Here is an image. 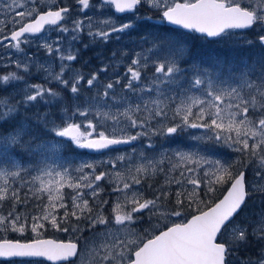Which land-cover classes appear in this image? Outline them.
Instances as JSON below:
<instances>
[{
    "label": "snow or ice",
    "instance_id": "snow-or-ice-1",
    "mask_svg": "<svg viewBox=\"0 0 264 264\" xmlns=\"http://www.w3.org/2000/svg\"><path fill=\"white\" fill-rule=\"evenodd\" d=\"M37 3H46L47 9L28 7ZM78 3L83 6L82 12L90 7L101 13L112 10L111 16L102 19L88 17L87 35L91 41L108 43L112 37L120 41L127 36L139 48L133 50L123 79L117 75L115 80L100 84V73L113 66L118 69L129 59L128 50L120 52L119 60L114 51L109 57L113 63L103 65L86 80L89 90L97 89L95 94L83 97L85 77L71 65L79 56L74 44L81 42L85 22L74 20L68 27L69 8L53 10L52 0L0 3L5 17L13 9H26L12 15L10 23L19 27L9 35L0 27V47L23 54L9 59V65L25 73L35 66L38 73H46V80L67 90L72 100L70 107L61 91L28 84L17 72L0 76V88L10 87L13 81L24 83L22 100L13 104L11 94L0 97V125H11L0 129V204L11 201L6 214L0 208V258L8 264H15L17 258L20 264H31V258L61 264L80 260L83 264L86 257H90V264H230L233 252L250 240L264 242V209L255 220L234 223L253 195L264 197V184L259 183L264 180V51L244 56L238 62H205L196 56L188 40L171 34L175 29L144 32L138 39L132 38L140 25L153 26L151 16L136 15L139 7L146 5L158 14L156 25L177 26L204 39L227 42L233 48L251 47L252 42L246 38H240L243 44L231 38L235 30L259 28L264 32V0H100L98 7L90 5V0ZM121 15L134 18L119 23ZM5 23L0 20V25ZM52 33L56 35L53 37ZM258 40L264 49V35H259ZM24 46H35L37 54H28ZM41 49L48 57L55 54L60 62L59 72L48 60L41 62ZM149 67L155 71L147 85L140 86ZM67 72H73L71 79L64 78ZM124 79L127 83H123ZM122 83L125 95L117 96L113 90ZM170 85L176 89L169 88ZM36 102L45 105L43 113L20 114L21 105L27 109ZM77 116L83 118L79 123L75 122ZM190 129L204 132L188 134ZM181 134H188L190 147H164ZM136 142L142 144L140 149L135 147ZM69 144L74 149L100 155L118 152L120 145L131 151L107 160L68 161L67 166L48 162L46 154L59 156ZM144 148L151 150L152 155ZM223 149L235 153L237 160L228 163L209 155ZM237 165L243 166L238 174L234 171ZM99 166L107 170L97 174ZM249 168L254 173L251 184L246 182ZM176 172L178 176L173 175ZM160 174L165 177L164 183L153 198L145 199L139 186L146 178ZM10 178L30 185L32 197L22 198V188L9 187ZM109 178L116 185L111 194L117 199L111 216H105L109 201L97 202V198L100 182ZM126 179L128 182H124ZM224 185L230 186L215 202L201 198L202 194L211 196L217 186ZM65 188L75 193L70 205L62 194ZM44 194L47 203H38L33 209L37 214L32 215L27 211L30 199L41 200ZM88 195L95 207L85 198ZM169 204L174 209H185L187 204V210H193L195 206V214L189 218L187 210L162 211ZM61 210L62 216L58 215ZM172 217L183 220L171 226L160 224L162 219ZM153 219L157 225H152ZM85 221L87 227L81 228L80 223ZM145 222L151 231L141 234L136 226ZM48 225L65 233L71 230L73 234L91 235L83 236L82 242L43 239ZM29 231L34 238H4L9 233L23 236ZM243 264H264V247L256 259L249 258Z\"/></svg>",
    "mask_w": 264,
    "mask_h": 264
},
{
    "label": "rangeland",
    "instance_id": "rangeland-1",
    "mask_svg": "<svg viewBox=\"0 0 264 264\" xmlns=\"http://www.w3.org/2000/svg\"><path fill=\"white\" fill-rule=\"evenodd\" d=\"M2 2H4V0H0V3H2ZM6 2L11 3V0H6ZM52 4H53V7L59 6L58 8H60V7H68L69 8L70 11L68 14V19L66 21V24L68 27L72 26V22L74 20L79 19V20H83L85 22L84 32L81 33V37H82L81 42L74 44V48L79 49V56H78L77 60L74 63H72V65H71L72 69L74 71H79L85 77V81L81 87L82 97L94 95L95 92L97 91L96 88H92L91 90H89L87 88V85H86L87 78H90L92 73L98 72L99 69L103 65L112 64L113 62L110 61L109 57L111 56V54L114 51L117 53V59L119 60L120 59V55H119L120 52H122L124 50H128L130 53V56H129V59L127 61L123 62V66L119 67L118 69H116L114 66L109 67L107 72L100 73L99 83L100 84H107L108 82L115 80L117 78V75H119V77L123 79L127 64L130 63V58H131V54H133V50L139 51V48L136 45L130 43L129 37H127V36H125L120 41H117L115 39V37H112L108 43H104L103 41H99V40L91 41L89 36L87 35V19H88V17H93V19H102L104 17L111 16L113 14L112 10L109 9L108 11L101 13V12H98L96 10V7H90L88 10L82 12L81 9L83 6L79 5L78 0H52ZM90 5H95L98 7L100 5V0H90ZM32 6L38 7V9L41 11L47 7V4L46 3L45 4L37 3L35 5H31V4L28 5V7H32ZM16 10L23 11L26 9H24V8L13 9V12L9 13L7 17H5L3 12L0 11V20L6 21L5 24L0 25V27L4 28V34L5 35H9L11 31L16 30V28L19 27V25H17L14 28L13 25L10 23V21L12 19V15L14 14V12ZM136 15L140 16V17H144L146 15L151 16L153 18V26L149 27V26H145V25H140L139 30L132 34L133 39H138V37L144 32H156V31H163L164 29H168V30L175 29V28H171L167 25H163V27L156 25V21L158 20V14L155 12V10H149V8L146 5L140 6ZM130 18H134V17H131L130 15H121L118 18V22L124 23L126 20H128ZM93 30H95V29H93ZM171 34L182 39V40H188L191 43V45L193 43H195L196 45H200L201 46L200 49L202 48L201 49L202 51H200V53L196 56L205 62H211V61L216 60V59H223L225 61H236V62H238L244 56H251L252 54L258 53L260 51H264V49H261V46H260L259 40H258L259 35H264V32H260L259 28H253V29L247 30V31H236L235 30L234 36L231 38L233 40H238L240 44L244 43V40L240 39V38L241 37L246 38L247 40L252 42L251 47L233 48V47H229V43H227V42H220V41H214V40H212V44L202 46L203 42L201 39H203V38L199 37L195 33H190V32H185V31L180 30V29H175V31L171 32ZM52 35L54 37L56 35V33H52ZM84 45H88V47L85 48ZM24 47H25V51L28 54H30V55L31 54H37V48L35 46H30V47L24 46ZM145 47H147V45H145ZM9 53H12L11 57H9ZM22 55H23L22 53L21 54H15L12 49L0 47V76L6 75V74L12 73V72H17L20 76H23L25 78V80L28 82V84H39L45 88H51L54 91H61L63 96L66 99H68L69 106L71 107L72 100H71L70 93L67 90H62L61 86L59 84L49 82L48 80H46L44 78L46 73H44V72L38 73L35 66L31 67L29 73H25L24 71L16 69V67L14 65H9V59H17V58L22 57ZM38 57L41 60V62L48 60L50 63L53 64L54 71L59 72L60 62H59V60H57L55 58V54L52 57H48L46 52L41 49L38 52ZM2 65H9V66L5 67ZM181 66H184V65H181ZM154 71L155 70L153 67H149L147 69L145 77L143 78V81H142L140 86L147 85L149 78L153 75ZM72 75H73V72H67L65 74L64 78L65 79H71ZM123 83H127V80L124 79ZM123 83L116 85L114 90H113L117 96L125 95V91L123 89ZM183 86L187 87L186 84H184ZM23 88H24L23 82L13 81V82H11L10 87L0 88V97H5V96H8L9 94H11L12 98H11L10 102L15 104L16 102L22 100L24 93L21 91V89H23ZM69 88H70V85H69ZM169 88L176 89V86L170 85ZM28 94H32V93H28ZM168 94L171 95V91H169ZM154 96H155V93H153V97ZM47 98L48 97H46V99ZM45 110H46L45 105L40 103V102H36L32 106H28L27 109H25V107L23 105L20 106V114L21 115L32 116L34 113H37V112L43 113ZM105 110H107V109H105ZM82 119L83 118L77 116L75 118V122L79 123V122H81ZM89 119H91V117H89ZM10 126H11L10 124L0 125V129H7ZM203 132H204V130H202V129H199V130L198 129H190V130H188V134H194V135H201ZM188 134H181L180 136L173 138V141L171 143H165L164 147L172 149V150H175L177 148L187 149L188 147H190L192 145V142L188 139ZM155 143L157 145H159L160 141L157 140V141H155ZM135 147L137 149H140L142 147V144L140 142H136ZM118 150H119L118 152H105V154H103V155L91 154V153L87 152V150L74 149L69 144L67 150L66 151L62 150L59 156H57L56 154H53V153H48L46 155L49 157V160H48L49 163H54L56 165L64 164V166H67L68 161L79 162L81 160H87V161L107 160V159H109L115 155H118L120 153H123L125 151L130 152L131 148L126 146V147L118 148ZM144 151L147 154H149V156L152 155L151 150L144 148ZM209 155L213 156V158H219V159L226 161L228 163H232L233 161L237 160V155L228 149H223L219 152H210ZM28 163L30 164L31 161L29 160ZM105 170H107L105 166H99L97 169V174L99 171H105ZM241 170H243L242 165H237L236 168L234 169V171L237 174ZM73 175H78V174L73 173ZM173 175L178 176L179 173L176 172V173H173ZM201 175H202V173H201ZM24 179L27 180L28 177L25 176ZM146 179H148V178H146ZM146 179L139 186V190L143 192L145 199H151L156 195L159 186L164 183L165 177L163 174H160V175H157V176L150 178L151 181H149V182L146 181ZM253 180H254L253 169L249 168L246 172V182L251 184L253 182ZM124 182H128V180L126 179ZM259 183L264 184V180L259 181ZM115 186L116 185L112 181L111 178L105 179V180L100 182L101 193H100V196L97 198V202L104 201V200L109 201V203L107 205H105V211H104L105 216H111L112 205L117 199L116 195L111 194L112 189ZM227 186L228 185L217 186V190L215 191V193L211 194V196H213L215 194L217 195L218 193L222 194V192L224 191V189ZM9 187H11V188H16V187L22 188V191L20 193L22 198L24 196L32 197V193L28 191V188L30 187V185H21L19 178L15 179V180L10 178L9 179ZM85 191H87V190H85ZM175 191H176V188H175V186H173L172 192L175 193ZM62 194L64 195L65 201L70 205L71 204V197L75 193L71 189L65 188L62 190ZM211 196H204L202 194L201 198L204 200H207ZM255 196H260V195L255 194ZM85 198L89 199V203L95 207V203L92 200V198L90 197V195L85 196ZM259 199L260 198H258V201H259ZM172 200L174 202V200H175L174 195L172 197ZM38 203L46 204L47 203V194H44V196L42 197L41 200H38L36 198H31L29 201V204L27 206V211H30L32 215H36L37 212L34 211L33 209L36 208V205ZM194 207L195 206H193V210H187V204H185V209H174L173 204H169L168 207L166 209H162V211H170V210L185 211V210H187L186 214L191 215V214L195 213ZM0 208H2L3 212L6 214L11 209V201H7V202H4L3 204H0ZM262 209H264V208L263 207L258 208L256 204L252 203V201L247 202L245 208L235 218L234 223H236V222L244 223L245 221L255 220V219H257V214ZM97 210H99V209H97ZM20 211L21 212L25 211V208H23V207L20 208ZM58 215L62 216L63 211L61 210L58 213ZM147 216H148V214L145 213L144 218L146 221H147ZM182 220H183V217H181V218L172 217L170 220H163L162 219L160 221V224H168V226H169V225H171V223H180V222H182ZM29 222H30V217H29ZM72 222H73V224H75V218L74 217L72 218ZM157 224H158L157 220L153 219L152 225H157ZM65 226H67V225H65ZM79 226L81 228H86L87 227L86 221L80 223ZM136 227H137L138 231L141 232V234L143 233L144 230L151 231V227L147 222H145L143 224H139ZM162 228L163 227H160V229H162ZM97 231L99 232V231H101V229H97ZM86 235L90 236L91 233H88V232L79 233V232H77V233L73 234V232L71 230L69 232L65 233V232L57 231L56 229H54L50 225H48L46 228V231L44 232L42 237L59 238L61 240L75 241V242L79 239L82 242L83 236H86ZM4 238L28 240V239L34 238V236L29 231V232L25 233L23 236H21L18 233H9V234H6V236ZM148 238H150V237H148ZM254 259H256V257ZM243 262H244V259L239 257V256L237 257V251H234L233 255L230 257V264H243ZM0 264H8V262L7 261H0ZM15 264H20V260L16 259ZM31 264H52V263L44 261V260H31ZM75 264H81V261L76 260ZM83 264H90V257H86L83 260Z\"/></svg>",
    "mask_w": 264,
    "mask_h": 264
},
{
    "label": "trees",
    "instance_id": "trees-1",
    "mask_svg": "<svg viewBox=\"0 0 264 264\" xmlns=\"http://www.w3.org/2000/svg\"><path fill=\"white\" fill-rule=\"evenodd\" d=\"M201 40L203 42L202 46L203 45H210V44H212V40L210 41V40H207V39H204V38L201 39ZM200 47H201L200 45H196L195 43L192 44L193 52L196 55H198L200 53V51H202L201 50L202 48L200 49ZM146 181L149 182V181H151V179H146ZM220 196H221V194H219V193L217 195L215 194V195L211 196L209 199H207L206 201L215 202L216 200L219 199ZM257 197L260 198L259 201H258V198ZM262 200H264V197H262V196H255L254 195L251 199H249L248 202H251L252 201V203L253 204H256L258 208H262V207L264 208V204L261 203ZM55 239H59V238H55ZM261 247H264V242L258 243L255 240H250V242L246 246H242L237 251V257L239 256V257L243 258L244 261L247 260V259H249V258H251V259H254L255 257L257 258L258 257V254H259V250L261 249Z\"/></svg>",
    "mask_w": 264,
    "mask_h": 264
},
{
    "label": "water",
    "instance_id": "water-1",
    "mask_svg": "<svg viewBox=\"0 0 264 264\" xmlns=\"http://www.w3.org/2000/svg\"><path fill=\"white\" fill-rule=\"evenodd\" d=\"M166 25H168V26H170V27H174V28H178L177 26H173V25H169V24H166ZM183 30V29H182ZM184 31H187V30H184ZM240 31H244V30H240ZM188 32V31H187ZM197 35H199V34H197ZM210 39V38H209ZM122 146H126V145H120V146H118V147H122ZM230 186V185H229ZM227 191V190H226ZM225 191V192H226ZM222 197H223V195H222ZM221 197V198H222ZM164 230V229H163ZM158 234V233H157ZM43 239H52V238H43ZM53 240H55V239H53ZM57 241H62V240H57ZM65 242H67V241H65ZM17 259H19V258H17ZM31 259H36V258H31ZM39 259H45V260H47L46 258H39ZM0 260H6L5 258H0ZM48 261V260H47ZM49 262H51V263H53V264H58V263H61V262H54V261H49Z\"/></svg>",
    "mask_w": 264,
    "mask_h": 264
},
{
    "label": "flooded vegetation",
    "instance_id": "flooded-vegetation-1",
    "mask_svg": "<svg viewBox=\"0 0 264 264\" xmlns=\"http://www.w3.org/2000/svg\"><path fill=\"white\" fill-rule=\"evenodd\" d=\"M59 6H57V7H53V10H56V8H58ZM47 9V7L44 9V10H46ZM41 11H43V10H41Z\"/></svg>",
    "mask_w": 264,
    "mask_h": 264
}]
</instances>
